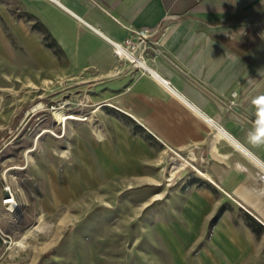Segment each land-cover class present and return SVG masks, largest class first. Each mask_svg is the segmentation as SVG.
Segmentation results:
<instances>
[{
    "label": "crops",
    "instance_id": "0c3cea01",
    "mask_svg": "<svg viewBox=\"0 0 264 264\" xmlns=\"http://www.w3.org/2000/svg\"><path fill=\"white\" fill-rule=\"evenodd\" d=\"M6 1L9 58L23 49L39 70L75 77L97 106L130 119L110 120L97 147L103 175H152L163 153L183 151L200 170L183 176L201 215L227 200L264 226V0ZM114 17L156 31L154 74L119 60L109 39L129 32ZM229 216L218 223L232 224Z\"/></svg>",
    "mask_w": 264,
    "mask_h": 264
},
{
    "label": "rangeland",
    "instance_id": "374dc122",
    "mask_svg": "<svg viewBox=\"0 0 264 264\" xmlns=\"http://www.w3.org/2000/svg\"><path fill=\"white\" fill-rule=\"evenodd\" d=\"M9 41L0 16V199L9 183L18 201L13 212L0 201L14 240L0 239V264H264L262 233L239 226L251 225L246 209L225 200L201 215L189 202L183 171L201 176L188 153H163L152 175H103L97 147L110 120L130 119L97 106L75 77L39 70L23 49L9 58ZM223 212L232 224L218 223Z\"/></svg>",
    "mask_w": 264,
    "mask_h": 264
},
{
    "label": "built area",
    "instance_id": "2783aa9c",
    "mask_svg": "<svg viewBox=\"0 0 264 264\" xmlns=\"http://www.w3.org/2000/svg\"><path fill=\"white\" fill-rule=\"evenodd\" d=\"M114 19L118 24L124 26L129 32V35L121 42L108 38L113 45L114 51L119 60L128 63L138 71L154 74V72L148 66L147 57L150 50L158 51V47H156L157 42L153 39L156 31L148 27L137 28L130 25H125L119 18L114 17ZM162 80L165 82V84L170 86L168 81L164 79ZM237 95L238 94L236 91L232 93V104L235 103L234 99H236ZM172 152H174L176 155H180L179 151L172 150ZM190 166L197 172L200 171L195 164L192 163ZM0 201L2 206L9 212H13L18 206L17 195L11 184L5 183L3 185ZM0 239L4 243L14 242L13 237L10 234L4 232L1 226Z\"/></svg>",
    "mask_w": 264,
    "mask_h": 264
},
{
    "label": "trees",
    "instance_id": "16d2710c",
    "mask_svg": "<svg viewBox=\"0 0 264 264\" xmlns=\"http://www.w3.org/2000/svg\"><path fill=\"white\" fill-rule=\"evenodd\" d=\"M251 221V229L257 234H261L264 232V226L260 224L257 220H255L253 217L250 218Z\"/></svg>",
    "mask_w": 264,
    "mask_h": 264
},
{
    "label": "bare ground",
    "instance_id": "6f19581e",
    "mask_svg": "<svg viewBox=\"0 0 264 264\" xmlns=\"http://www.w3.org/2000/svg\"><path fill=\"white\" fill-rule=\"evenodd\" d=\"M65 116V115H64ZM67 119H80L79 117H77V116H75V115H69V116H67V117H65L64 118V121H66ZM35 149V148H34ZM33 149V150H34ZM32 150L30 149V150H28V154H29V152H31ZM27 154V155H28ZM27 160L29 161V160H31V158L29 157V156H27ZM183 169H184V167L183 166H181ZM16 168V167H15ZM18 168H21V167H18ZM8 171L9 170H6L5 172H4V174L6 175L7 173H8Z\"/></svg>",
    "mask_w": 264,
    "mask_h": 264
},
{
    "label": "water",
    "instance_id": "95a60500",
    "mask_svg": "<svg viewBox=\"0 0 264 264\" xmlns=\"http://www.w3.org/2000/svg\"><path fill=\"white\" fill-rule=\"evenodd\" d=\"M188 171H186L184 174H186Z\"/></svg>",
    "mask_w": 264,
    "mask_h": 264
}]
</instances>
